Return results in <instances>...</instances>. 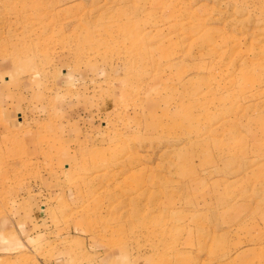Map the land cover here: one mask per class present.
<instances>
[{"label": "rangeland", "instance_id": "rangeland-1", "mask_svg": "<svg viewBox=\"0 0 264 264\" xmlns=\"http://www.w3.org/2000/svg\"><path fill=\"white\" fill-rule=\"evenodd\" d=\"M0 264H264V0H0Z\"/></svg>", "mask_w": 264, "mask_h": 264}]
</instances>
